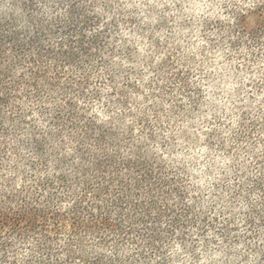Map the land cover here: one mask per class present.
<instances>
[{
	"label": "trees",
	"instance_id": "16d2710c",
	"mask_svg": "<svg viewBox=\"0 0 264 264\" xmlns=\"http://www.w3.org/2000/svg\"><path fill=\"white\" fill-rule=\"evenodd\" d=\"M223 13L248 90L194 126V58H139L118 0H0V264H264V0Z\"/></svg>",
	"mask_w": 264,
	"mask_h": 264
},
{
	"label": "rangeland",
	"instance_id": "374dc122",
	"mask_svg": "<svg viewBox=\"0 0 264 264\" xmlns=\"http://www.w3.org/2000/svg\"><path fill=\"white\" fill-rule=\"evenodd\" d=\"M240 2L241 0H235ZM119 5L127 11L132 10L145 24L144 32L136 26L134 30L123 31L133 44L139 58L149 54L156 55L150 46V37L159 40L167 47L176 49L183 58L193 57L195 70L193 79L203 88L200 110L193 115L194 126L203 118L212 114L227 113L233 104L245 97L246 84L250 72L236 69L237 60L228 59L230 54L227 42L211 47L204 37L201 22L205 17H223L226 0H118ZM216 36L215 33H211ZM200 145L191 146L181 153L185 159H197L194 168L200 183L205 178L204 171L208 164L222 165L225 160L219 154H208ZM207 155V156H206ZM222 252L208 254L207 258L220 259ZM205 258V257H204Z\"/></svg>",
	"mask_w": 264,
	"mask_h": 264
}]
</instances>
